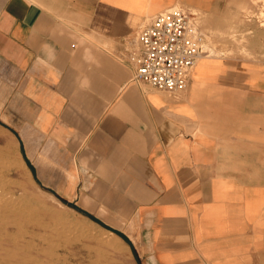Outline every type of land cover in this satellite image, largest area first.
<instances>
[{
	"label": "crops",
	"instance_id": "obj_1",
	"mask_svg": "<svg viewBox=\"0 0 264 264\" xmlns=\"http://www.w3.org/2000/svg\"><path fill=\"white\" fill-rule=\"evenodd\" d=\"M262 4L0 0V121L23 148L62 155L51 193L125 235L140 264H264ZM175 5L218 32L219 55L171 94L133 81L126 47Z\"/></svg>",
	"mask_w": 264,
	"mask_h": 264
},
{
	"label": "rangeland",
	"instance_id": "obj_2",
	"mask_svg": "<svg viewBox=\"0 0 264 264\" xmlns=\"http://www.w3.org/2000/svg\"><path fill=\"white\" fill-rule=\"evenodd\" d=\"M248 13L257 14L250 8ZM258 16L264 26V4ZM201 23L205 29L209 28L207 32L212 28L218 29L217 22L210 27L203 14ZM205 34L206 48L210 55H219V51L213 49L214 44L219 42L218 32L213 33L215 35ZM250 37L251 35H239L233 30L230 40L234 43H247ZM49 151V148L47 152L43 148H23L8 126L0 121V248L27 244L31 237L28 234L21 235L20 230L47 238V241L35 238L41 251L16 248L15 252L19 256L3 258V251L0 250V264H32L31 258L26 257L27 254L37 255L43 264H140L138 253L128 240L112 232L89 214L65 204L60 198L62 196L56 195L57 198L51 193L62 190V177H59L62 175V155H51ZM24 152L47 175L49 186L34 177ZM6 202L15 204L14 210L6 208ZM15 224L17 225L14 226ZM6 229L17 235L18 240L14 242L7 235ZM74 236L77 240L72 241ZM53 246L62 248L54 251Z\"/></svg>",
	"mask_w": 264,
	"mask_h": 264
},
{
	"label": "built area",
	"instance_id": "obj_3",
	"mask_svg": "<svg viewBox=\"0 0 264 264\" xmlns=\"http://www.w3.org/2000/svg\"><path fill=\"white\" fill-rule=\"evenodd\" d=\"M205 41L188 8L175 5L155 14L127 42L133 81L171 94L185 90L199 59L210 56Z\"/></svg>",
	"mask_w": 264,
	"mask_h": 264
},
{
	"label": "bare ground",
	"instance_id": "obj_4",
	"mask_svg": "<svg viewBox=\"0 0 264 264\" xmlns=\"http://www.w3.org/2000/svg\"><path fill=\"white\" fill-rule=\"evenodd\" d=\"M202 58V57H201ZM4 162V161H3ZM4 164V163H3ZM8 196V195H7ZM37 200V199H36ZM37 203V202H36ZM6 204V208H8V209H13L14 208V205L12 204V203H10V202H6L5 203ZM39 204V203H38ZM48 209V208H47ZM14 210V209H13ZM32 217V216H31ZM12 223V222H11ZM14 223V222H13ZM13 225V224H12ZM17 224H15L14 226H16ZM20 225V224H19ZM64 228V227H63ZM6 232H7V235L9 236L10 235V237H11V239L14 241V240H18L17 239V235H15L14 233H11L10 231H8L7 229H6ZM63 232V231H62ZM19 233L21 234V235H23V236H26L27 234L28 235H30V240L28 241V243L27 244H22V246H20V245H15V247H10V246H2L1 248H0V250L1 251H3V253L2 254H4L3 255V258L4 257H8V256H14V255H16V256H19L16 252H15V249L17 248V249H23L24 250V248L25 249H31V248H34L35 250H38V251H41L42 250V248L41 247H39L38 246V244L35 242V238H39L41 241H47V238L46 237H44V236H38V235H36L35 233H29V232H27V231H24V230H20L19 231ZM61 234V233H60ZM3 237V236H2ZM1 239V238H0ZM72 241L73 240H77L76 239V236H74L72 239H71ZM15 242V241H14ZM13 242V243H14ZM3 243V242H2ZM1 246V245H0ZM56 246V245H55ZM55 246H53L52 247V249L55 251V250H58V249H60V248H62V247H55ZM24 251H27V250H24ZM44 251V250H43ZM46 251V250H45ZM46 253H49V252H47L46 251ZM57 253V252H56ZM58 253H60L59 251H58ZM60 255V254H59ZM57 256V255H56ZM26 257L27 258H31V260H32V264H43L42 263V261H41V258H39L37 255H34V254H27L26 255ZM57 258V257H56ZM7 259V258H6ZM58 259V258H57ZM28 261H29V259H27ZM11 261V260H10ZM15 261V260H14ZM6 262H7V260H6ZM9 262V261H8ZM50 263H52V262H50ZM17 264V263H16ZM21 264V263H20ZM24 264V263H23ZM29 264H30V262H29Z\"/></svg>",
	"mask_w": 264,
	"mask_h": 264
},
{
	"label": "trees",
	"instance_id": "obj_5",
	"mask_svg": "<svg viewBox=\"0 0 264 264\" xmlns=\"http://www.w3.org/2000/svg\"><path fill=\"white\" fill-rule=\"evenodd\" d=\"M95 219V218H94ZM95 220H97V219H95ZM98 221V220H97ZM118 234H120L122 237H124L126 240H128V238L125 236V235H123L122 233H120V232H117Z\"/></svg>",
	"mask_w": 264,
	"mask_h": 264
}]
</instances>
